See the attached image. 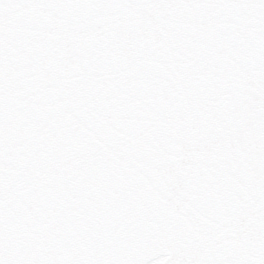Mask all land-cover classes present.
I'll use <instances>...</instances> for the list:
<instances>
[{
	"label": "snow or ice",
	"instance_id": "snow-or-ice-1",
	"mask_svg": "<svg viewBox=\"0 0 264 264\" xmlns=\"http://www.w3.org/2000/svg\"><path fill=\"white\" fill-rule=\"evenodd\" d=\"M0 264H264V0H0Z\"/></svg>",
	"mask_w": 264,
	"mask_h": 264
}]
</instances>
